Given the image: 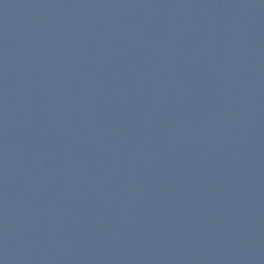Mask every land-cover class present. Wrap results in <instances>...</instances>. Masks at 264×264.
<instances>
[{"label":"water","instance_id":"obj_1","mask_svg":"<svg viewBox=\"0 0 264 264\" xmlns=\"http://www.w3.org/2000/svg\"><path fill=\"white\" fill-rule=\"evenodd\" d=\"M0 264H264V0H0Z\"/></svg>","mask_w":264,"mask_h":264}]
</instances>
